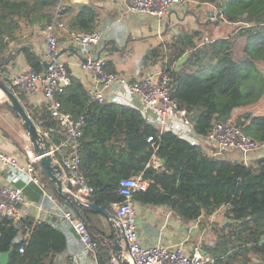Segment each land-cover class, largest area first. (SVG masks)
<instances>
[{"label":"trees","instance_id":"trees-1","mask_svg":"<svg viewBox=\"0 0 264 264\" xmlns=\"http://www.w3.org/2000/svg\"><path fill=\"white\" fill-rule=\"evenodd\" d=\"M196 1L211 4L222 12L218 24L226 21L235 25L234 36L213 42L216 64L211 65L210 74L204 75V67L199 64V56L209 52L205 48L193 52L198 31L179 36L167 54L157 48L143 58L146 64L164 57L162 73L170 74L172 97L187 111L193 130L185 126L180 135L178 127L162 131L154 122L147 123L143 110L135 105L94 102L85 85L70 74L69 85L57 94V99L63 112L85 121L80 155L87 183L94 189L90 201L110 208L123 200L118 192L119 181L142 173L148 189L136 193L135 201L164 205L184 223L195 222L202 216L215 217L216 237L209 250L214 263L252 264L255 256L264 257V153L248 162L228 159L230 152L217 158L203 151L202 139L215 123L231 118L236 108L247 104L244 85L251 89L258 84V96L264 93V79L256 69V63L264 61V0ZM60 3L61 0H0V72L6 71L12 59L11 54L4 56L12 42L20 44L18 49L31 69L43 71L40 58L26 46V38H34L37 30L52 22ZM93 20L92 10L85 7L70 20L69 28L91 32ZM238 38L246 39L247 58L240 62L234 60L231 51ZM220 44L224 47L216 52ZM189 51V60L175 70V62ZM104 68L113 70L106 64ZM253 76V81L249 80ZM31 116L48 133L51 145L59 144L64 134L57 131L60 124L51 112L44 109L41 116ZM92 124L98 129L91 139L88 131ZM238 125L246 135L264 141V115L245 113ZM114 136L116 143L107 147ZM149 136H153V142L147 141ZM153 156L164 163L154 168L150 165ZM92 161L96 162L93 168ZM90 175L96 177L95 182ZM79 211L85 212L83 207ZM221 214L226 222L218 229ZM26 228L31 232L28 242L20 239ZM88 231L96 252L110 247L101 233L90 228ZM21 247H25L24 253H20ZM66 247L65 235L51 224H34L32 220H26L25 226L6 220L0 223V251L13 249L9 264H53L55 255ZM46 253L52 254L50 260L44 257Z\"/></svg>","mask_w":264,"mask_h":264},{"label":"crops","instance_id":"crops-1","mask_svg":"<svg viewBox=\"0 0 264 264\" xmlns=\"http://www.w3.org/2000/svg\"><path fill=\"white\" fill-rule=\"evenodd\" d=\"M59 7L61 8L60 19L63 20L61 22L64 24V28L57 27L56 30L60 43V52L62 53L61 58L66 64L68 75L70 74V76L81 81L87 89L94 85L91 74L83 68V64L88 56L93 59H100L108 67H112L113 70L108 71L126 74L132 79H140L148 75L156 77L162 72L164 57H160L157 62L149 60L146 64L143 63V58L157 48H160L162 52L167 54L170 51L171 45L179 36L198 31L199 34L194 38L196 51L193 52L203 50L204 48L209 52L208 54L202 53L199 56L202 59L199 64L204 67L203 74L205 75L210 74L211 65L216 64L215 57H212V52L214 53L215 48L213 47V43L200 46L202 39L208 35L214 42L218 38H228L230 36L219 34V32L224 30L223 22L216 25L214 23L215 18H207L206 14L208 11H216L217 9L211 4L199 3L196 0H185L184 3L174 6L170 13L161 20L143 14L128 12L125 0H61ZM85 7L92 10L94 15L92 23L94 30L99 31L102 36L99 44L92 49L90 55H86L83 49L69 35V31H77L69 28L70 20L77 14H80ZM212 29L218 33H216L217 36L215 38L210 33ZM234 35L233 33L232 36ZM26 40V46L30 47L31 50L34 49L35 52L33 50L32 52L40 60H43L44 38L41 30L35 32L34 38L27 37ZM238 45H241L242 48V53L238 55L239 57L235 55V49L236 47L238 48ZM245 46V38H238L232 45L231 51L235 61L240 62L247 58ZM19 47L20 44L18 43H10L9 50L4 55L5 58H8L10 54L12 55L6 71L0 72V77L5 82L10 76H14L30 68L24 54L18 49ZM223 47V44H220L216 52L222 50ZM188 54L189 57L186 62L190 58L191 51ZM256 69L262 75L264 74L257 64ZM253 79L254 76L249 80L253 81ZM251 92L249 91L247 96V104L236 108L233 111L232 118H241L248 112L254 115H264V93L259 97V89ZM16 94L19 95L30 116L31 114L41 116L43 110H47V105L41 92L30 95L24 93ZM105 95V104L135 105L143 110L147 123L154 122L160 128L159 120L152 116L144 102L139 97L133 95L126 87L116 85L106 91ZM185 126L193 130L194 124L190 118L176 114H172L165 124V128L178 127V135L182 134ZM0 129L3 133L2 138H0V149L14 156L21 163L26 162L27 151L31 150L34 152V148L15 111L13 112L11 108L4 106L1 102ZM97 129L98 126L92 124V128L88 131V138L92 139ZM113 143H116V136L107 142L106 146L110 148ZM202 149L207 154L215 150L213 146L206 145L205 143ZM258 156L254 155L253 159L258 158ZM239 157L240 154L235 153L234 156L228 154V159L232 161L240 160ZM155 159L158 158L155 157L153 161ZM160 161L162 164V160ZM90 165L93 168L96 162L92 161ZM36 167L40 169L39 184L28 183V176L26 174L0 163V182L10 187L23 188L28 201V205L22 209V219L16 224L25 226L26 220H32L34 224L39 220L40 223H48L55 226L65 235L67 247L63 252L55 255L53 264H113L107 255L102 254L103 252L83 250L78 234L61 213L63 210L73 211L74 208L67 200L59 196L55 184L42 169L41 165L38 163ZM96 176H98V173ZM95 178V176L90 175L91 181L95 182ZM64 190H67L66 187H64ZM73 191H76V189ZM85 200L92 202L89 197ZM83 208L85 211L83 216L87 220L88 228L101 233L105 241L108 244H112L116 237V218H111L86 207ZM108 209L115 216L112 206L108 207ZM135 210L140 238L145 245L153 246L159 243L179 245L185 242V239L188 237H191V241H196L201 235L208 241H214L216 237L213 228L215 217L203 218L202 216L200 224L197 226L195 225L196 222L184 223L174 212L170 213V209L164 205L153 206L135 201ZM220 218L218 229L226 222L224 216H220ZM30 236L31 232L26 228V231L21 232L20 239H25L28 242ZM182 245L186 250H190L193 244L189 242ZM111 251L113 252V250ZM114 255L120 261H123V264H130V254L126 250L114 253ZM44 257L50 260L52 254L46 253ZM252 264H264V257L255 256Z\"/></svg>","mask_w":264,"mask_h":264},{"label":"built area","instance_id":"built-area-1","mask_svg":"<svg viewBox=\"0 0 264 264\" xmlns=\"http://www.w3.org/2000/svg\"><path fill=\"white\" fill-rule=\"evenodd\" d=\"M185 0H125L127 11L135 14H143L158 20L164 19L171 9L184 3ZM61 8L55 11L52 22L41 30L44 38L43 57L49 66L42 72L27 68L22 72L10 76L6 83L15 90V93L35 94L41 92L52 116L58 120L63 138L57 145L51 146L50 154L54 164L60 166V178L65 183L73 186V195L83 199L90 197L94 189L87 183L81 168V138L83 135V118H73L70 114L61 110L57 94L61 93L69 85L70 77L66 64L60 55V43L57 38V27L64 28L61 22ZM73 41L79 45L86 55H90L100 40L99 31H69ZM7 40V39H6ZM213 41L205 36L200 46L208 45ZM104 62L100 59L87 57L83 68L91 74L94 85L88 88L90 99L103 103L106 91L118 85L126 87L133 95L139 97L149 108L152 116L159 120L160 129L163 131L168 118L172 114L186 116L187 111L179 107V103L172 97L171 76L169 73H160L156 77L148 75L140 79H132L126 74L108 71L104 68ZM49 138L48 133L45 131ZM3 133L0 129V138ZM206 145L215 148L209 155L223 158L227 152L236 151L240 159L248 162L254 155L264 153V141L254 139L246 135L238 123L231 117L213 125L207 136L202 139ZM148 142H153V136H149ZM55 155H59L56 158ZM150 165L154 168L161 166L159 159H153ZM41 157L31 150L27 151V160L21 163L14 156L0 149V163L8 165L12 169L28 176V183L39 184V163ZM149 165V166H150ZM148 189V181L142 173L122 178L119 181V194L122 201L112 204L115 212L116 227H121L129 246L130 264H215L209 250L214 247V241H208L201 235L196 241L191 237L179 245H145L139 234L138 220L135 210V195ZM28 205L23 188L10 187L0 182V223L3 221L19 222L22 219V209ZM173 211L170 210V213ZM62 216L66 218L78 234L83 250L96 252L95 242L88 231L87 223L81 216L73 211L63 210ZM200 224V218L195 221ZM36 224H40L38 220ZM193 244L190 250H186L182 244ZM20 253L25 252V247L20 248ZM1 254V251H0ZM113 264H123L117 258H113Z\"/></svg>","mask_w":264,"mask_h":264},{"label":"water","instance_id":"water-1","mask_svg":"<svg viewBox=\"0 0 264 264\" xmlns=\"http://www.w3.org/2000/svg\"><path fill=\"white\" fill-rule=\"evenodd\" d=\"M207 18L212 19L215 18L214 23L217 25L219 23L220 17L223 15L221 11L210 10L207 12ZM33 52L34 49H32ZM60 55L62 53L60 52ZM189 54L186 53L175 62V70H178L186 60L188 59ZM43 69L46 70L49 66V63L46 60H41ZM0 102L15 111L16 116L21 120L23 128L26 130L29 140L34 148V152L37 156L41 157L39 160V164L42 169L50 176L51 181L55 184L57 192L60 197L67 200V202L74 208L77 215L81 216L82 220L87 222L82 212L79 211L80 207L89 208L95 212L103 213L111 218L115 217L109 212L107 205H97L92 202H88L85 199L73 195V186L67 182L65 183L63 179L60 178L61 169L60 166L54 164L53 156L50 154L51 152V142L46 135L45 131L42 130L39 125L33 120L30 116L29 112L21 102L19 96L15 93L13 88L9 86L1 77H0ZM164 163V160H162ZM66 184V185H65ZM66 187L67 190H64ZM112 247V249H110ZM113 250V252L111 251ZM126 250L129 252V246L126 241V237L124 235L121 227L116 228V237L113 240L112 244H110L109 248H106L102 254L107 255L111 260L113 258H118L114 255L119 251ZM13 249H10L7 252H3L0 254V264H9L10 255ZM118 260H120L118 258ZM123 262V261H121Z\"/></svg>","mask_w":264,"mask_h":264},{"label":"rangeland","instance_id":"rangeland-1","mask_svg":"<svg viewBox=\"0 0 264 264\" xmlns=\"http://www.w3.org/2000/svg\"><path fill=\"white\" fill-rule=\"evenodd\" d=\"M216 11H218V10H216ZM220 18H222V16L220 17ZM220 20V19H219ZM223 24H224V30L223 31H221V32H219V34H222V35H224V36H228V35H232L233 33H234V30H235V25H233V24H230V23H228V22H224L223 21ZM24 33H25V35H27L28 33H29V31H24ZM210 33L212 34V36L215 38L216 36H217V32L215 31V30H213L212 29V31H210ZM217 33V34H216ZM214 34V35H213ZM206 36H208V35H206ZM209 37V36H208ZM210 38V37H209ZM211 39V38H210ZM238 49V50H237ZM242 48H241V45H238V48L236 47V49H235V55L237 56V57H239L238 55H241V53H242V50H241ZM257 64V66H259V68H260V70L262 71V72H264V61H261V62H257L256 63ZM261 74V73H260ZM262 75V74H261ZM264 75V74H263ZM262 75V76H263ZM259 85L258 84H254V86H253V88H248V86L247 85H244V91L247 93V94H249V91H252V92H255V91H257L258 89H259ZM251 92V93H252ZM233 119L238 123V119L239 118H237V117H233ZM238 154L239 155V153L238 152H236V151H233V152H231L230 154L232 155V156H234V154ZM222 215V214H221ZM223 216V215H222Z\"/></svg>","mask_w":264,"mask_h":264}]
</instances>
